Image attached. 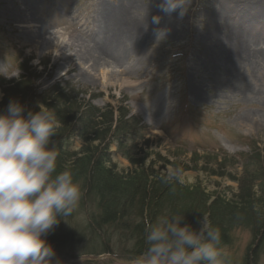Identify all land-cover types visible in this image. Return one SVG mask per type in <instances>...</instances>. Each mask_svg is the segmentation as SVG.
<instances>
[{
    "label": "rangeland",
    "instance_id": "374dc122",
    "mask_svg": "<svg viewBox=\"0 0 264 264\" xmlns=\"http://www.w3.org/2000/svg\"><path fill=\"white\" fill-rule=\"evenodd\" d=\"M36 2L35 20L27 23L12 20L17 7L11 0H0L1 80L18 81L28 75L32 93L28 95L38 97L59 86L70 94L79 92L78 99L99 108L126 107L144 126L148 144L141 145L145 155L137 157L138 166L113 155L114 173L123 179L131 178L133 170L163 177L183 189L218 194L239 212L246 209L258 214L256 224L264 219V182L259 180L252 190L247 186L242 192L247 169L252 172L261 165L264 171V59L258 55L264 54V41L253 42L257 66L242 68L239 76L232 72L234 68L228 69V60L212 59L220 49L231 47L227 39L233 38L232 24L243 29L242 34L264 38V18L218 22L216 14L222 10L218 0H191L187 13L179 18L178 12L168 15L162 11V0H135L137 11L131 14L140 21L159 16L160 22L147 28L141 43L130 46L121 68H96L81 53L84 45L89 46L88 37L102 26V16L97 15L102 1ZM119 3L103 0V7L112 12ZM39 27L48 30L41 38L36 37ZM80 148L75 141L73 150ZM110 148L116 152L113 145ZM176 169L181 170L182 181L167 180L169 171ZM95 205L92 198L82 195L73 215L54 229L53 233L64 231L83 240L78 251L54 260L59 264H134L136 260L128 255L132 243L103 233L94 238L87 232L88 215ZM252 227L234 229L229 243L223 245L231 264H245L260 242L254 239ZM108 241L118 259L91 255ZM259 258L257 264H264V246Z\"/></svg>",
    "mask_w": 264,
    "mask_h": 264
},
{
    "label": "trees",
    "instance_id": "16d2710c",
    "mask_svg": "<svg viewBox=\"0 0 264 264\" xmlns=\"http://www.w3.org/2000/svg\"><path fill=\"white\" fill-rule=\"evenodd\" d=\"M24 72L27 74V70ZM0 90L3 94V101L0 102L2 111L15 99L32 111H39V105L43 104L53 109L63 121V127L56 138L58 170L68 169L73 172L83 197L92 198L96 202L95 211L88 215L89 224L86 226L91 237L99 238L103 233L111 238L117 236L126 240L132 243L128 252L130 259L137 260L147 247V223L154 222L157 217L165 214L184 213L185 222L195 228L199 226L198 219L202 213H208L212 224L221 231L223 245L229 243L234 229L253 225L251 233L260 242L251 251V256L245 259V264L258 263L264 246V219L258 220L261 221L258 224L253 222L258 214L246 209L239 212L218 194L213 196L195 188L183 189L153 174L149 176L133 170L129 172L134 174L131 178L128 175L123 179L114 173L116 168L113 155H119L133 167L138 166L137 157L144 158L142 155H145V149L141 145L143 142L148 144L145 141L144 126L139 119L130 116L126 107L99 108L90 101L78 99L79 92L70 94L59 86L52 87L38 97L35 94L32 96L28 75L22 76L18 81L0 79ZM77 140L81 148L74 151L73 146ZM95 142H98L96 146ZM112 145L116 152H112ZM247 173L249 176L244 181L246 183L242 192L247 186L252 190L259 180L264 182L261 165L252 172L247 169ZM211 197L214 199L210 203ZM47 238L55 248L54 258L59 259L69 251H78L83 243V240H76L75 234L64 231L51 232ZM75 243L77 245L72 247ZM91 255L119 258L112 253L109 241L102 243L100 252Z\"/></svg>",
    "mask_w": 264,
    "mask_h": 264
},
{
    "label": "clouds",
    "instance_id": "9594fccd",
    "mask_svg": "<svg viewBox=\"0 0 264 264\" xmlns=\"http://www.w3.org/2000/svg\"><path fill=\"white\" fill-rule=\"evenodd\" d=\"M190 6L191 0L160 4L164 13L178 12L179 18ZM62 127L43 104L32 111L14 99L0 112V264H59L47 237L73 215L82 195L73 172L58 170L56 138ZM166 179L182 181L181 170H170ZM185 219L184 213H173L147 223V247L134 264H231L208 213L195 228Z\"/></svg>",
    "mask_w": 264,
    "mask_h": 264
},
{
    "label": "bare ground",
    "instance_id": "6f19581e",
    "mask_svg": "<svg viewBox=\"0 0 264 264\" xmlns=\"http://www.w3.org/2000/svg\"><path fill=\"white\" fill-rule=\"evenodd\" d=\"M101 1L102 4L99 5L97 15L98 17L102 16L103 23H101V27L99 25L97 32L88 37V48L85 45L81 46L83 49L82 59L90 67L112 66L121 68L128 49L130 50L132 45H138L147 37V28L153 27V20L140 21L137 16L131 14V12L137 11L135 0H120L119 5L112 12L103 7V0ZM11 2L17 7L16 15L12 20H22L21 22L27 23L34 22L36 0H11ZM218 5L222 7V10L220 9L219 13L216 14L218 22L232 21V18L245 17L249 21L264 18V0H218ZM21 6L24 7L23 10L20 8ZM158 12L161 11L158 10ZM242 30L232 24L230 31H232L233 38H230L231 40L227 39L231 47L220 49L218 56L212 55L214 62H218V59L221 62L223 59L228 60V69L234 68L232 72L236 76H239V71L242 68L257 66L258 57L252 49L253 42L264 41V38L259 39L242 34ZM47 32L46 27H39L36 37L41 38ZM45 45L47 46V44ZM258 55L264 59V54Z\"/></svg>",
    "mask_w": 264,
    "mask_h": 264
},
{
    "label": "water",
    "instance_id": "95a60500",
    "mask_svg": "<svg viewBox=\"0 0 264 264\" xmlns=\"http://www.w3.org/2000/svg\"><path fill=\"white\" fill-rule=\"evenodd\" d=\"M105 257L108 258V259L114 260V258L111 257V256H105ZM105 257H103V258H105ZM99 259H101V258H99Z\"/></svg>",
    "mask_w": 264,
    "mask_h": 264
}]
</instances>
